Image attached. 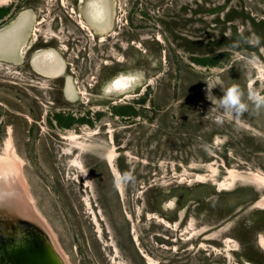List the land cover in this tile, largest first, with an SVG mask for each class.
I'll list each match as a JSON object with an SVG mask.
<instances>
[{"label": "rangeland", "instance_id": "1", "mask_svg": "<svg viewBox=\"0 0 264 264\" xmlns=\"http://www.w3.org/2000/svg\"><path fill=\"white\" fill-rule=\"evenodd\" d=\"M107 1L112 28L90 2L0 0V157L22 192L0 210L28 201L65 264H264V109L217 124L206 82L264 94V0ZM33 33L66 50L22 58Z\"/></svg>", "mask_w": 264, "mask_h": 264}, {"label": "bare ground", "instance_id": "2", "mask_svg": "<svg viewBox=\"0 0 264 264\" xmlns=\"http://www.w3.org/2000/svg\"><path fill=\"white\" fill-rule=\"evenodd\" d=\"M2 1H4V0H2ZM9 1V0H8ZM1 3V2H0ZM90 3H91V10H92V14H93V16H94V18L95 19H97V20H101V19H103V20H105L107 17H106V10H105V4H104V2H103V0H92V1H90ZM89 9V8H88ZM89 11V10H88ZM93 18V19H94ZM19 31H20V29H19ZM8 33V32H7ZM1 38V37H0ZM46 60H49V61H54V60H57V54H56V51H54V50H47V51H45L44 53H43V55H42ZM61 59V58H60ZM60 59H59V61H60ZM43 60V59H42ZM60 62H62V61H60ZM41 65V64H40ZM46 65V64H45ZM51 65V64H50ZM54 65H56V64H54ZM59 65V64H58ZM58 65H56V66H58ZM44 67H46V66H44ZM48 67V66H47ZM46 67V68H47ZM50 67V66H49ZM55 67V66H54ZM60 69L58 70L60 73H58L57 75H62L63 73H64V71H63V62L61 63V65L60 66H58ZM51 68V67H50ZM57 68V67H56ZM49 69V68H48ZM54 69V68H53ZM52 69V70H53ZM56 69H54V71H55ZM53 71V72H54ZM57 71V70H56ZM55 71V72H56ZM57 71V72H58ZM54 72V73H55ZM56 75V76H57ZM262 77L264 76V72H262V75H261ZM136 79H135V77L134 76H130V75H119V76H117V77H115L111 82H110V84L108 85V88H109V90L110 91H113V90H116V91H126L128 88H130L131 86H132V84L134 83V81H135ZM251 83H252V81H251ZM12 138V137H11ZM7 143H8V141H7ZM13 143V142H12ZM11 147V146H10ZM16 156V155H15ZM15 159H13V158H1L0 157V195L2 196L1 198L3 199L4 197H5V195L6 196H14L15 194H17V196L18 195H22V192H21V190L19 189V182H20V180H19V178H18V176L20 177V175H18L19 174V170L18 169H16V162L14 161ZM113 161H114V159H113V153H111V158H110V162L111 163H113ZM115 170V172H116V174H117V179H118V181L120 182V179H121V177H120V173H119V171L117 170V168H115L114 169ZM115 174V173H114ZM222 184V183H221ZM230 184V183H229ZM226 186V185H225ZM17 189L19 190V192L17 191ZM123 189V188H122ZM18 192V193H17ZM4 194V195H3ZM14 194V195H13ZM7 198V197H6ZM17 199V198H16ZM23 199V200H22ZM22 201H25V198H23V196H22ZM1 201H3V200H1L0 199V204H2L1 203ZM20 201V200H19ZM21 201V202H22ZM28 205H25V206H22L21 208H22V214H25L27 217L26 218H29L30 219V211H28L29 210V208H30V206H29V202L27 201L26 202ZM4 204V203H3ZM2 204V205H3ZM24 204H25V202H24ZM1 205V206H2ZM1 206H0V209H1ZM19 206V205H18ZM3 207H5L4 205H3ZM14 209V208H13ZM31 209V208H30ZM5 210V209H4ZM16 210H18V209H16ZM8 211V213H9V210H7ZM15 211V210H14ZM0 212H2V210H0ZM17 212V211H16ZM15 212V213H16ZM20 213V212H19ZM32 213H33V209H32ZM35 213V212H34ZM10 214V213H9ZM17 214V213H16ZM29 216V217H28ZM32 216H34L35 217V214L34 215H32ZM22 217H25V216H23L22 215ZM37 219V218H36ZM38 219H40L39 217H38ZM41 219H42V217H41ZM31 220V219H30ZM42 224V223H41ZM45 224V223H44ZM48 228V227H47ZM55 238V237H54ZM42 240H44V238H42ZM54 242V241H53ZM264 242V241H263ZM56 243V246L55 247H57V242H55ZM59 246V245H58ZM42 248H46V252L47 253H45L44 255H40V257L38 258V261H36V257H37V255H39V254H37L36 255V257L34 256L33 257V254H32V259L30 260V257H26L25 255H22V257L20 258V260H23V261H21V263L19 262V260L16 262V260H15V262L17 263V264H28V262L30 263V261H32L33 263L35 262H37V264H65L63 261V259H61V255L57 252V251H59V250H57V251H55L54 250V248L52 247V245H50V244H46L44 247L42 246ZM58 249H60V247L58 248ZM43 251V250H42ZM45 251V250H44ZM36 253V252H35ZM63 254V253H62ZM62 258H63V255H62ZM19 259V258H18ZM25 260H28V261H25ZM67 260V259H66ZM41 261V262H40ZM68 263V262H67ZM151 263L153 264L154 262L153 261H151ZM150 263V264H151Z\"/></svg>", "mask_w": 264, "mask_h": 264}, {"label": "water", "instance_id": "3", "mask_svg": "<svg viewBox=\"0 0 264 264\" xmlns=\"http://www.w3.org/2000/svg\"><path fill=\"white\" fill-rule=\"evenodd\" d=\"M4 34V32L0 34L2 39ZM4 41L5 39H3ZM2 211L0 212V261L2 263L0 262V264H17L13 261L19 258L18 253L22 257L23 252H25V256L30 257V253L39 251L46 242H49L51 233L45 225L44 227L43 224L19 216L20 214L14 216L5 212L6 210ZM21 261L23 260L19 258L20 263Z\"/></svg>", "mask_w": 264, "mask_h": 264}, {"label": "clouds", "instance_id": "4", "mask_svg": "<svg viewBox=\"0 0 264 264\" xmlns=\"http://www.w3.org/2000/svg\"><path fill=\"white\" fill-rule=\"evenodd\" d=\"M207 82V98L213 103L212 111L216 112L215 122L222 125L227 118L233 119L237 124L243 117L244 113H248L250 106L254 107L257 112L264 109V94L256 92L245 91L238 85L232 84L224 87L222 83L213 84L211 81ZM217 85L222 86L224 95L217 97L213 95L212 89Z\"/></svg>", "mask_w": 264, "mask_h": 264}, {"label": "flooded vegetation", "instance_id": "5", "mask_svg": "<svg viewBox=\"0 0 264 264\" xmlns=\"http://www.w3.org/2000/svg\"><path fill=\"white\" fill-rule=\"evenodd\" d=\"M80 4H83V3H88V5H89V2L91 1V0H77ZM103 2H104V4H105V10H106V19L105 20H103V19H101V21H106V22H108V25H110V28H112V26H113V24H114V21H113V17H114V15H113V13H114V11H110L111 10V8H110V10H109V3H108V1L107 0H103ZM72 11L74 12L75 11V8H72ZM8 13H6L5 14V16L7 15ZM72 16V15H71ZM80 16L82 17V15L80 14ZM115 18V17H114ZM80 20H82V18L81 19H79L78 20V23L83 27V29H85L86 30V33L87 34H94V32L92 31V30H90V28L88 27V25H87V23H86V21H84L85 23H84V25H82L81 24V21ZM100 20V19H99ZM42 21H40V23H41ZM116 32V31H115ZM109 36H112V35H114L113 34V32L112 33H109L108 34ZM33 36L34 37H32L31 38V43L29 44V45H27V47H26V49H25V47H24V49H23V51L21 50V57L22 58H24V57H26V54H28V53H33V51H38L36 54H35V56L37 55V54H40V53H42V52H44L45 50H48V49H54V50H56L57 52H59L60 54H61V52H63L64 50H66V48L64 47V45L63 44H60L59 45V47L56 49L55 47H52V46H49V47H51V48H46V46L48 45V42L50 41L49 39H47V38H44L45 36H43V38L42 39H40V35H38V34H36L35 33V35H34V33H33ZM94 38V37H93ZM99 40L102 42V41H104V40H108V38L105 36H101L100 35V37H99ZM38 42H41L43 45L42 46H44V48L43 47H39V48H36L35 46H36V44H38ZM62 55V54H61ZM63 57V56H62ZM64 59V58H63ZM31 60V62H30V64L32 63V59H30ZM32 65V64H31ZM35 71H36V69H35ZM65 71H66V69H65ZM38 74H41L42 76H45V77H53V76H50V75H48V74H46V73H39L38 71H36ZM65 73V72H64ZM64 73L62 74V75H58V76H56V77H53V78H64L65 76H64ZM70 85V84H69ZM108 91V90H107ZM110 91V90H109ZM108 91V92H109ZM119 101H117V102H114V104H117ZM115 111L117 112L118 111V109H115ZM123 118L125 119V118H128V120L129 119H133L134 117H133V115H131V114H124L123 115ZM114 173V172H113ZM120 174H121V172H120ZM114 176H115V174H114ZM121 177H122V174H121ZM153 217V216H152ZM164 219V218H163ZM166 220V219H165ZM165 223H166V221H165ZM167 223H169L168 221H167ZM170 224V223H169ZM143 256L144 257H146V255H145V253H143ZM150 256V255H149ZM147 258V257H146ZM148 262H149V260H148ZM150 264V263H149Z\"/></svg>", "mask_w": 264, "mask_h": 264}, {"label": "trees", "instance_id": "6", "mask_svg": "<svg viewBox=\"0 0 264 264\" xmlns=\"http://www.w3.org/2000/svg\"><path fill=\"white\" fill-rule=\"evenodd\" d=\"M1 11V10H0ZM60 120H62V117H60Z\"/></svg>", "mask_w": 264, "mask_h": 264}]
</instances>
